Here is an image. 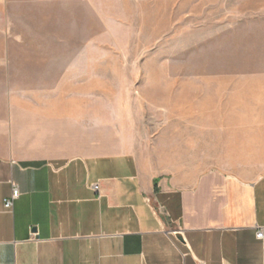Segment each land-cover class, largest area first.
I'll use <instances>...</instances> for the list:
<instances>
[{"label": "crops", "instance_id": "obj_1", "mask_svg": "<svg viewBox=\"0 0 264 264\" xmlns=\"http://www.w3.org/2000/svg\"><path fill=\"white\" fill-rule=\"evenodd\" d=\"M0 69V264H264V112L180 113L143 158L133 126L71 91L85 63Z\"/></svg>", "mask_w": 264, "mask_h": 264}, {"label": "rangeland", "instance_id": "obj_2", "mask_svg": "<svg viewBox=\"0 0 264 264\" xmlns=\"http://www.w3.org/2000/svg\"><path fill=\"white\" fill-rule=\"evenodd\" d=\"M2 56L85 63L71 91L97 101L103 124L133 126L143 158L180 113L264 112V0H13L0 4ZM169 132L166 151L183 154L190 133Z\"/></svg>", "mask_w": 264, "mask_h": 264}, {"label": "built area", "instance_id": "obj_3", "mask_svg": "<svg viewBox=\"0 0 264 264\" xmlns=\"http://www.w3.org/2000/svg\"><path fill=\"white\" fill-rule=\"evenodd\" d=\"M94 188L98 190V185H94ZM20 191L17 186H14L13 191H12V196L10 198L5 200L4 207L6 210H11L13 208L14 201L19 197ZM264 236L263 229H260L257 232V237L262 239Z\"/></svg>", "mask_w": 264, "mask_h": 264}]
</instances>
